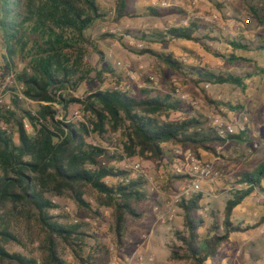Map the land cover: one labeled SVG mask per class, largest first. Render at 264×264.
I'll use <instances>...</instances> for the list:
<instances>
[{"label":"trees","instance_id":"1","mask_svg":"<svg viewBox=\"0 0 264 264\" xmlns=\"http://www.w3.org/2000/svg\"><path fill=\"white\" fill-rule=\"evenodd\" d=\"M127 10L128 0H116V22L132 16ZM263 10L264 0H256L250 7L259 26L264 25ZM181 12L176 6H149L144 15L164 17ZM106 19L98 0H0V86L6 76L13 75V83L5 88L11 108L0 105V264H69L65 254L78 264H93L88 249L94 235L86 223L65 222V217L53 213L59 207L57 198L72 200L79 209L97 216L101 209L111 211L115 243L123 247L129 218L143 217L137 205L149 199L150 184L147 177L109 161L128 156L160 164L167 159L170 167L180 156L179 150H190L201 160L204 153L216 154L219 144L247 139V129L241 131L243 135H221L208 117L178 96L179 88L171 81L167 91H160L146 76L143 85L132 92L120 87L123 78L111 63L96 68L90 53L98 56L99 65L106 58L86 32ZM202 29L207 30L193 19L187 25L126 34L150 44L200 43L205 39ZM101 37L124 38L113 33ZM229 44L246 48L239 38ZM139 51L158 58L161 74L183 75L196 86L244 84L237 74L186 63L173 52ZM103 73L116 77L118 85L83 98L73 95L92 74L101 78ZM212 102L231 112L243 108L230 101ZM73 105L82 108L83 119L70 118ZM175 112L181 116L174 118ZM95 135L116 136L122 153L110 154L92 140ZM167 176L170 183L192 179L174 170ZM234 184L244 187L231 191L222 220L216 216L220 212L213 211L211 224L201 215L206 208L202 192L181 197L178 205L183 229L175 231L176 242L170 246L172 262L218 264L223 244L231 242L234 234L260 225H245L234 219V211L256 190L264 191V161L255 171L242 172Z\"/></svg>","mask_w":264,"mask_h":264},{"label":"rangeland","instance_id":"2","mask_svg":"<svg viewBox=\"0 0 264 264\" xmlns=\"http://www.w3.org/2000/svg\"><path fill=\"white\" fill-rule=\"evenodd\" d=\"M98 2L106 13L107 19L94 25L86 33L87 37H92L98 43L106 60L99 65L100 60L93 51L89 58L92 64L99 69H103L106 63H111L123 78L119 84L121 88L135 92L143 85L144 77L147 76L150 79L153 78L152 80L160 91H167L171 81L177 85L181 93L189 95L190 102H196L191 106L192 109L208 117L212 124L222 121L233 122L234 119L231 118L236 114L223 107L219 108L216 103L212 102L213 99L216 102L224 100L236 105H243V108L239 109L237 113L242 116L248 126L246 141L231 140L217 145L221 148L220 153L223 156L217 163L215 161L214 165L223 176L202 181L203 203L206 208L201 212V215L203 214L207 223L211 224L213 211H219L220 213L216 216L222 220L226 201L231 197V193L226 188L234 186V178H238L242 172L255 171L264 161V72H262V70L264 71V48H260L264 44V25L259 26L250 13V7L256 4V0H128L127 11L132 16H126L119 22H116V0H98ZM149 6L160 9L176 6L180 7L183 12L164 17L145 16L144 13L147 12ZM260 14L264 15V10ZM195 15H198L199 19H196ZM213 15H216L217 18L211 20L210 17ZM193 19L198 20V23L207 29L201 30V35H205V39L200 43L177 40L166 45L150 44L126 34L129 31L147 32L152 29H165ZM103 33H113L124 38L123 40L118 37L102 39L101 34ZM255 35H262L261 41L252 42ZM238 36H247L246 42L250 48H238L229 44L230 40ZM147 48L157 52H173L177 58L186 63L197 64L216 71L232 72L242 77L244 84L242 87L232 84L205 85L204 83L196 86L186 80L183 75L170 72L161 74L159 70L161 64L158 58L155 55L142 54L139 51ZM217 53L225 56L220 57ZM229 55H236L246 60H232ZM23 66L24 64L20 65V68ZM141 66L144 68L141 69ZM116 82L117 78L110 74L103 73L101 78L92 74L91 79L81 84L73 95L83 98L98 90L117 86ZM1 91L5 99L9 101L10 95L5 94L0 86ZM69 115L75 120L83 119L84 111L78 105H73ZM172 116L178 118L181 114L175 112ZM239 130L240 127L236 134L243 135ZM92 140L106 147L110 154L112 152L122 153L115 141L116 136L100 138L95 135ZM184 151L177 152L180 156L171 163L170 167L167 165V159L159 164V161L156 160L125 156L123 160L108 162L123 169H130L134 175L138 174L135 165L141 163L148 171L146 177L150 184L149 199L137 205L143 217L140 220L129 218L125 244L121 248L116 245L111 229V211L101 209V216H97L90 211L79 209L72 200L55 199L59 207L53 213L65 217L66 219H63L65 222L67 220L72 223H86L88 230L94 235L93 241L89 242L90 248L88 249L89 254L93 257V264H139L137 256L141 253H149L154 256V262L149 264H188L172 262L170 246L176 242L175 231L183 229L181 218L183 214L177 199L178 197L189 198L193 195L191 193L184 194L190 184V179L170 183L167 176L168 171H175L176 166L186 169L187 164L182 153ZM218 155H220L218 151L216 154L204 153L201 161L211 162V158ZM226 157L233 159L226 162ZM229 163H232L233 167H229ZM151 186L155 187L154 192L151 191ZM257 198V192L246 198L235 209L234 219L245 222V225L261 222L260 225L246 232L234 234L231 242L223 244L218 264H264V234H262L264 231V221L262 220L264 219V203L258 201ZM89 201L94 203L92 200ZM207 205L210 210H207ZM170 214L174 215L172 220L168 219ZM168 224L172 228L156 230V227ZM153 229L155 230L153 231ZM159 234L163 236V243L157 240L158 248L151 247L148 251L142 248L147 237L154 236L153 239H157L156 235ZM140 250H142L141 253H138ZM127 257L131 260L127 261ZM64 259L69 264H78L69 254H65Z\"/></svg>","mask_w":264,"mask_h":264},{"label":"built area","instance_id":"3","mask_svg":"<svg viewBox=\"0 0 264 264\" xmlns=\"http://www.w3.org/2000/svg\"><path fill=\"white\" fill-rule=\"evenodd\" d=\"M196 19H199L198 15H195ZM217 16L213 15L212 17H210V19H216ZM189 21L184 22V25H187ZM142 46V45H141ZM144 68L143 66H141V69ZM153 79V78H152ZM2 77H0V82L2 81ZM4 86H2V89L4 91L5 94H9V92L5 91L6 85L7 84H12L13 83V75H9L6 76L4 79ZM177 94L178 96L188 102L191 106L195 105L196 102H190V98L189 95L181 93L180 89L177 90ZM0 105H4L7 109H10L11 106L9 104V102L5 99V96L2 94V91L0 92ZM243 119L242 116L240 115L238 118L234 119L233 122L230 121H222L221 123H214L212 124L213 127H216L219 132L221 133V135H226L228 134H236V132L238 131V128L240 127H244L243 126ZM243 129V128H242ZM183 153V156L185 158L186 161V169H183L179 166L175 167V171L177 173H187L189 174L192 179H190V184L188 186V188L184 191V194H196V193H201L202 191V181L204 179H217L219 178L221 175V172L216 168V166L214 165V163H210V162H203L201 161L199 158H197V156L191 152L190 150H185ZM135 170L138 172L139 175L142 176H147L148 175V171L145 167H143V165L141 163H137L135 165ZM230 179H232L230 177ZM235 181V179L233 180ZM234 183V182H233ZM234 188L237 189H242L244 187V185L241 184H234L233 186ZM151 191L154 192L155 191V187L151 186L150 187ZM255 192L258 193V201H261L264 203V191H260L259 189L256 190ZM181 199V197H178L177 201H179ZM174 218L173 214H170L168 216V219L172 220ZM262 234H264V231H262ZM137 262L139 264H145V263H152L154 262V256L152 255H148L146 253H141L137 256Z\"/></svg>","mask_w":264,"mask_h":264},{"label":"crops","instance_id":"4","mask_svg":"<svg viewBox=\"0 0 264 264\" xmlns=\"http://www.w3.org/2000/svg\"><path fill=\"white\" fill-rule=\"evenodd\" d=\"M246 37H247V36H245V37H242V36L239 37V36H238V37H236V38L241 39V42L243 43V45L246 46V48H250V47L248 46V43L246 42V40H248V38L246 39ZM261 38H262V35H255V39H254L252 42H254V41H261ZM262 72H264V71L262 70ZM212 99H213V98H212ZM213 100H215V99H213ZM234 113H236V114H234V115L232 116L231 119H236V118H238V117L240 116V115H238L239 113H237V112H234ZM243 126H244V127H241L239 131H242V130H245V129L248 130V126L246 125L245 122L243 123ZM242 128H243V129H242ZM217 151H218V153H219L220 155L212 157L211 160H210V161H211L210 163H214L215 161H216V163H217L219 160L222 159L221 156H223V154L220 153L221 148H220V147H217ZM232 159H233V158H231V157H226V160H225V161L228 162V161H231ZM228 166H229V167H233V164H232V163H229ZM216 168H217V167H216ZM217 169H218V168H217ZM218 170H219V169H218ZM219 171H220V170H219ZM220 172H221V171H220ZM221 175H222V173H221ZM222 176H223V175H222ZM234 179H235V178H234ZM217 184H218V183H217ZM217 184H216V185H217ZM218 185H219V184H218ZM218 185H217V186H218ZM216 189H218V188H216ZM233 189H234L233 186H229V187L226 188V190L229 191L230 193H231V191H233ZM207 204H208V202H207ZM207 210H210L209 205H207ZM165 215H166V214H165ZM181 218H182V223H183V216H182ZM176 221H177V220H176ZM176 221H175V222H176ZM175 222H174V223H175ZM170 223H171V222H170ZM170 223H169V224H170ZM174 223H173V224H174ZM169 224H168V225H169ZM168 225H160L162 228H161V227H158V228L156 227V230L158 231V230H161V229L164 230V229H170V228H172V227H170V225H169V226H168ZM154 230H155V229H153V231H154ZM159 235H160V236H159ZM159 235H156V236H157V239H155V238L153 239L154 236H151L150 238L147 237L146 240H145V241L143 242V244H142V245H143L142 248H143L144 250H146V251H148L151 247H155V249L158 248V247H157V242H158L157 240H160V242H162V240H163V239H162V237H163L162 234H159ZM158 238H159V239H158ZM162 243H163V242H162ZM142 245H141V246H142ZM152 245H154V246H152ZM144 247H145V248H144ZM141 251H142V250H140L138 253H141ZM146 254L151 255V254H149V253H146ZM152 256H153V255H152ZM126 260H127V261H128V260H131V258H128V257H127Z\"/></svg>","mask_w":264,"mask_h":264}]
</instances>
